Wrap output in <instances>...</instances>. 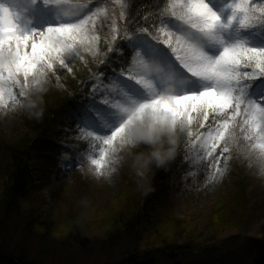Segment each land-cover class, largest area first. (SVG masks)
Instances as JSON below:
<instances>
[{
  "label": "snow or ice",
  "instance_id": "1",
  "mask_svg": "<svg viewBox=\"0 0 264 264\" xmlns=\"http://www.w3.org/2000/svg\"><path fill=\"white\" fill-rule=\"evenodd\" d=\"M91 2L0 0V109L34 107L33 94L59 81L61 69L97 58L109 21L108 53L132 55L120 73H93L91 95L101 101L72 111L85 146L75 159L108 176L121 152L161 137L176 145L183 134L190 150L211 158L212 180L241 140L247 157L264 165V106L256 99H264V81L247 83L264 77V0H146L139 8L114 0L85 11Z\"/></svg>",
  "mask_w": 264,
  "mask_h": 264
},
{
  "label": "rangeland",
  "instance_id": "2",
  "mask_svg": "<svg viewBox=\"0 0 264 264\" xmlns=\"http://www.w3.org/2000/svg\"><path fill=\"white\" fill-rule=\"evenodd\" d=\"M81 2L88 3V0ZM105 4H114V0H92L85 11H94ZM104 23L101 54L97 58L87 55V63L78 60L70 65L72 72L61 69L59 81L52 77L42 92L33 94L34 107L13 111L9 102L6 109H0V193L9 183L8 166L11 163L14 166L13 150L25 151L40 138L48 146L45 150L29 154L27 166L31 184L26 195L8 213H5L3 205L0 207V238L13 255L24 254L21 249L25 245L27 264H119L135 246V238L111 242L109 234L114 227L122 225L116 224L120 215L138 213L141 200L145 199L154 178L164 167L153 163L143 170L145 175H140L141 169L133 165L137 156L152 151V146L145 143L121 152L123 158L113 165L116 171L99 178L89 171L85 160H77L72 155L73 152L80 155V148L85 146L75 139L78 125L71 113L74 109L91 105L93 101L99 103L101 96L91 95L93 89L87 84V90L81 94L86 95V99L65 105L77 92L73 88L83 82L81 80L89 70V82L94 83L92 72L98 71L99 60L104 59V53L108 54L104 37L109 34V21ZM16 92L18 94L19 90ZM256 99L264 106V99ZM81 101H85L84 104H80ZM39 127L41 130L35 132ZM181 137L187 139L186 135L181 134ZM177 144L168 145L166 142L165 147L170 146L174 152ZM90 151L98 154L96 148ZM188 155L194 159L200 157L191 150ZM237 156L233 153L222 177L210 179L198 188L183 189L170 200L171 204L163 206L161 213H166L167 218L159 229L162 237L176 238L179 233L176 224H179L184 230L180 241L189 243L191 253L196 254L206 248L212 251L214 245H231L244 238L248 243L243 247L247 258L256 257L257 260L262 255L264 165L256 157L249 159L247 154L242 158L250 199V212L246 213L242 177L236 166ZM32 217L39 219L36 230L44 231L48 239L42 240L37 233H30L28 225ZM244 217L248 221L252 219L244 223ZM193 258L189 257L187 263L194 264Z\"/></svg>",
  "mask_w": 264,
  "mask_h": 264
},
{
  "label": "trees",
  "instance_id": "3",
  "mask_svg": "<svg viewBox=\"0 0 264 264\" xmlns=\"http://www.w3.org/2000/svg\"><path fill=\"white\" fill-rule=\"evenodd\" d=\"M145 2L146 0H135L133 7L139 8ZM131 55L132 53L126 48L122 55L108 53L109 58L107 61L111 59L112 62L98 68L105 75H112L113 70L116 73H120L121 68H126L130 63ZM82 80H86V76ZM261 81H264V77L247 83H252L255 86L261 83ZM87 87L89 88V85ZM73 89H79V92H76L75 102L82 98L86 99V95H81L86 86L79 88L77 84ZM84 94L87 93L85 92ZM84 102L81 101L80 104H84ZM238 119L240 118L238 117ZM39 130H41L40 127L35 132H39ZM186 142L187 139L184 137L178 138V144L174 147L175 151L167 159L161 172L154 178L145 199L141 200L138 213L135 212L127 216L122 214L120 218L118 217L119 219L116 224L122 225L114 227L109 234V240L117 242L127 237L133 236L135 238V246L124 255L123 260L119 264H188L187 261L191 256L194 257V261H192L194 264H264V252L257 260L256 257L253 259L247 258L246 250L243 247L248 243L244 238H241L242 240L238 239V241L231 245H214L212 251L206 248L196 253L198 254L196 255L188 250L192 249L188 242L180 241L184 235L181 225L176 224L179 232L176 238L162 237L160 235L159 229L161 223L167 218L166 213H161L163 206L171 204L170 200L174 196H177L178 192L181 193L183 189L189 187L198 188L204 182H209L212 170H214V168H209L211 158L205 159L201 156L195 159L190 158L188 155L190 149ZM47 147L40 138L36 139L25 151L13 150V154H15L13 158L14 166L13 163L8 166L9 183L0 193V207L1 205L4 206L5 213H8V210L15 207L17 202L26 195L27 187L31 184L29 168L27 166L30 161L29 154H33L41 149L45 150L44 148ZM245 147L246 142L241 140L240 149L235 150L233 153L238 155L236 166L242 177L243 201H245L246 205L245 211L248 213V211L250 212V209H248L250 199L247 193L246 177L243 175L245 164L242 160L243 156L246 155ZM214 155H219V149H217ZM32 218L28 225L30 233H37L42 240L48 239L44 235V231L40 233L36 230V224L39 219L36 217ZM251 219L252 217L248 221L244 217L243 221L244 223L245 221L249 223ZM176 222L180 221L176 220ZM21 250L24 254H11L7 244L0 238V264H27L25 258L26 246L24 245Z\"/></svg>",
  "mask_w": 264,
  "mask_h": 264
},
{
  "label": "clouds",
  "instance_id": "4",
  "mask_svg": "<svg viewBox=\"0 0 264 264\" xmlns=\"http://www.w3.org/2000/svg\"><path fill=\"white\" fill-rule=\"evenodd\" d=\"M140 128V125H136L130 129L132 134H135L136 131ZM149 145L152 146V151L147 155L137 156L134 160V167L141 169L140 175H145L144 169H147L148 166L155 163L157 166H163L167 159L172 154L171 147H165L167 142L168 145H171L165 137H161L160 139L155 140L154 142L145 141Z\"/></svg>",
  "mask_w": 264,
  "mask_h": 264
}]
</instances>
